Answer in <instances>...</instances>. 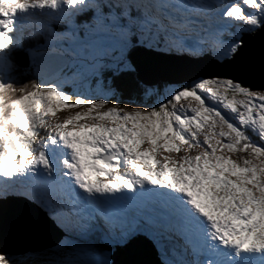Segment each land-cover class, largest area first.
<instances>
[{
    "label": "snow or ice",
    "instance_id": "6c2138e0",
    "mask_svg": "<svg viewBox=\"0 0 264 264\" xmlns=\"http://www.w3.org/2000/svg\"><path fill=\"white\" fill-rule=\"evenodd\" d=\"M18 12L42 14L47 43L31 53L35 84L0 83V213L20 230L85 242L61 236L0 264H145L149 248L163 264H264V143L245 131L264 142V0H0V51L27 31ZM64 57L72 94L56 70ZM105 70L149 93L163 81L167 99L106 107Z\"/></svg>",
    "mask_w": 264,
    "mask_h": 264
},
{
    "label": "water",
    "instance_id": "95a60500",
    "mask_svg": "<svg viewBox=\"0 0 264 264\" xmlns=\"http://www.w3.org/2000/svg\"><path fill=\"white\" fill-rule=\"evenodd\" d=\"M254 48L258 54L259 52V42H255ZM172 58V62H182V59ZM67 59H65V63H61L56 66V70L61 68L64 64H66ZM141 78L143 79V73H141ZM186 82V81H185ZM165 83L163 81L158 82L155 85L149 86H157L158 84ZM246 83H252L254 85H258L260 83L259 77H255L251 80H246ZM145 86V85H144ZM59 233L56 230H43L39 232L35 231H23L16 227H14L10 220V213L4 214L0 213V253H13L19 254L21 252H32L37 249L48 248L51 244L55 243L56 240L60 239ZM80 244V243H76ZM99 247V246H97ZM67 246L65 247V251H67ZM57 254V253H56ZM21 258H31L36 259L34 256H23ZM138 259L145 262V264H161L156 252L153 248H149L146 251L142 252Z\"/></svg>",
    "mask_w": 264,
    "mask_h": 264
},
{
    "label": "trees",
    "instance_id": "16d2710c",
    "mask_svg": "<svg viewBox=\"0 0 264 264\" xmlns=\"http://www.w3.org/2000/svg\"><path fill=\"white\" fill-rule=\"evenodd\" d=\"M13 56L14 59L11 61L14 65H16V69L14 72L7 75V82L11 83L15 87L18 84L28 81L26 78L28 74L25 73V71H27L25 67L27 60H25L24 57H18L17 55ZM108 72L110 73L108 74ZM105 73L106 74L103 75L102 80H105V82L108 83L107 88L115 93V97H111V102L113 103L134 102L138 105L155 107L157 106L158 100L164 92V88H166L159 83L157 86H154L156 90L151 92L150 95H147L146 87L143 84L135 85L134 83L130 82V77L123 75L115 76L111 71L108 70H106Z\"/></svg>",
    "mask_w": 264,
    "mask_h": 264
},
{
    "label": "rangeland",
    "instance_id": "374dc122",
    "mask_svg": "<svg viewBox=\"0 0 264 264\" xmlns=\"http://www.w3.org/2000/svg\"><path fill=\"white\" fill-rule=\"evenodd\" d=\"M229 2H231V0L229 1ZM225 4H227V1H225L224 2ZM24 15H27V13H23ZM19 20H21V19H19ZM18 22V21H17ZM55 25V24H54ZM54 25H52V27L54 26ZM61 25H63V31H68V29H65V25L64 24H61ZM59 32H62V30L61 31H59ZM18 38H19V33H16L15 34ZM227 38V37H226ZM175 55H177V54H175ZM33 63V58H32V61H30V56H27V61H26V65H27V67L30 65V64H32ZM29 68V67H28ZM69 71H67V70H61V72H63V74H64V76L67 78V80H66V83H65V85H64V90L66 91V92H68L69 94H72L73 93V84H72V79H71V75H72V72L74 71V69L72 68V66H70V68L68 69ZM207 70H208V72H212V71H219V69H215L214 68V66L213 65H211V64H208L207 65ZM28 80L29 79H37V77L35 78V77H33L31 74H29L27 77H26ZM101 78V77H100ZM4 79H5V76H0V83H3L4 82ZM41 82H43V78H41ZM162 84H166V83H162ZM105 85H106V83L105 82H103L102 81V87L105 89V90H107V91H109L108 89H106V87H105ZM107 86V85H106ZM163 86H165L166 88L167 87H170V85H168V84H166V85H163ZM111 92V91H110ZM147 95H150V93L149 92H147L146 93ZM115 97V93L113 92V94L109 97V99H110V101L112 100V98L111 97ZM167 96H168V93L165 91V88H164V92H163V95L160 97V99L158 100V104L160 103V102H163L164 100H166L167 99ZM206 103H209V104H212V105H214V106H216V107H220L219 105H216L215 104V102L214 101H211V100H208V101H206ZM158 104H157V106H158ZM181 104H183L184 105V107L185 108H187L188 107V104H189V101H181L179 104H177V108H179L180 107V105ZM114 106H117V103H113V102H110V103H108L107 105H106V107H109V108H111V107H114ZM118 106L119 107H121V108H126V109H128V110H131L132 108H136V107H139V108H151V107H149V106H144V105H138V104H136V103H134V102H127V103H120V102H118ZM193 106H195L194 105V102H193ZM222 111H225V114L226 115H228L229 116V118L233 121V122H235V123H237L238 124V121L236 120V118H235V114H231V113H228V112H226V110H223V109H221ZM58 115L59 116H61V117H63L64 115H67V113L66 112H61V113H58ZM245 131H246V134L250 137V139L253 141V142H256V143H258V144H260V143H264V142H262V141H260V139H259V136H258V134L253 130V129H251V128H247V129H245ZM191 154H195L194 152H191ZM237 157L236 156H233V159H236ZM57 231H59V230H57ZM60 233H63V232H60ZM63 234H65L66 236H69V237H73V238H76V239H81L79 236H77V235H75L74 233H71V232H68V233H63ZM1 254V253H0ZM57 254H60V253H57ZM35 257V256H34ZM20 260H17V259H13L12 261H11V264H38V261H37V258L36 259H31V258H19ZM16 262V263H15Z\"/></svg>",
    "mask_w": 264,
    "mask_h": 264
},
{
    "label": "clouds",
    "instance_id": "9594fccd",
    "mask_svg": "<svg viewBox=\"0 0 264 264\" xmlns=\"http://www.w3.org/2000/svg\"><path fill=\"white\" fill-rule=\"evenodd\" d=\"M25 3L29 2H36V0H24ZM42 2V0H41ZM14 5L11 4H4L3 8L9 9L13 7ZM46 11V9H45ZM43 20V16L40 12H36L34 14H28L25 16L23 20V24L27 31L24 34L23 39L20 41L19 44H16L14 41L9 44L3 51H0V58L3 59V63H0V76H7V74L12 73L16 69V65L12 63V61L9 59V55L13 48L15 47H21L23 46V43L25 40L34 39L37 37H43L47 43V38L44 35V32L41 30V21ZM55 31L54 29H52ZM26 51L29 52L30 61H32V55L31 53L35 51V49H26ZM35 79L25 81L22 84H18L15 87L9 83L15 90H25L30 88L33 84H35ZM15 94V92H13Z\"/></svg>",
    "mask_w": 264,
    "mask_h": 264
},
{
    "label": "bare ground",
    "instance_id": "6f19581e",
    "mask_svg": "<svg viewBox=\"0 0 264 264\" xmlns=\"http://www.w3.org/2000/svg\"><path fill=\"white\" fill-rule=\"evenodd\" d=\"M225 1V0H224ZM229 1L230 0H227V3H229ZM21 14L23 15V13H17V16H16V20L19 22L20 20L19 19H21ZM44 133L42 132V135H43Z\"/></svg>",
    "mask_w": 264,
    "mask_h": 264
}]
</instances>
